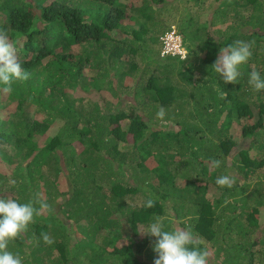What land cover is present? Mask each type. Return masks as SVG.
<instances>
[{
    "label": "trees",
    "instance_id": "trees-1",
    "mask_svg": "<svg viewBox=\"0 0 264 264\" xmlns=\"http://www.w3.org/2000/svg\"><path fill=\"white\" fill-rule=\"evenodd\" d=\"M172 2L0 0V28L30 73L0 92V196L50 206L9 242L22 264H152L140 232L167 210L202 248L230 252L217 248L223 264H264V190L215 183L264 166L250 152L264 150V90L249 84L251 71L264 77V0H213L211 16L182 17L185 59L154 48ZM236 40L252 55L225 84L212 65Z\"/></svg>",
    "mask_w": 264,
    "mask_h": 264
},
{
    "label": "clouds",
    "instance_id": "clouds-1",
    "mask_svg": "<svg viewBox=\"0 0 264 264\" xmlns=\"http://www.w3.org/2000/svg\"><path fill=\"white\" fill-rule=\"evenodd\" d=\"M251 55L250 42L236 40L233 44L220 48L212 68L225 84H235L241 75L240 66L246 63ZM29 78L30 73L22 66L8 29L0 28V92L10 94L14 82L27 81ZM249 84L256 91L264 90V77L257 71H251ZM221 95L226 98L228 94L222 91ZM164 115L165 110L161 108L157 117L163 118ZM209 163L213 169L221 165L218 159H211ZM9 183L15 185L16 181L10 180ZM215 183L220 187H232L236 178L231 174L221 175L216 178ZM155 203V198L149 194L143 206L150 209ZM36 204H39V208ZM49 207L45 200L39 199L38 194L27 203H21L11 196H0V264H22L20 255L8 250L9 242L26 236L34 217ZM165 219L162 216L155 217L154 221L140 232L152 240V251L155 253L152 264H210L209 251L201 247L194 231L180 227L178 223L173 230H166ZM42 239L46 244L54 242L48 234H42Z\"/></svg>",
    "mask_w": 264,
    "mask_h": 264
},
{
    "label": "rangeland",
    "instance_id": "rangeland-1",
    "mask_svg": "<svg viewBox=\"0 0 264 264\" xmlns=\"http://www.w3.org/2000/svg\"><path fill=\"white\" fill-rule=\"evenodd\" d=\"M210 1H213V0H196V1L190 0V2H188V3H185V0H173L172 4H175V6L169 5V9H166L167 11L164 10L166 15L164 16V14H162L163 17H161L159 19L161 22H164V23L162 24L163 26L160 25L159 28H162L161 29L162 33L171 27H174L179 32V31H181L182 28L183 29L185 28V24L182 21V19L184 17H189V15H191V16L193 15L194 18H196L200 12H203L204 17L211 16V14H209V12L211 11L212 8L211 7L207 8V5L210 4ZM198 2L200 4H205V5L202 7V6H200V4ZM186 4L188 5V7ZM187 8H189L190 11H188ZM218 27L224 28L225 26L222 22L221 23L219 22ZM210 29L214 30L211 27H210ZM187 35L189 36L190 34H187ZM159 47L161 48L159 43H157V45H154V48H156L157 50L159 49ZM159 126L160 125H158V127ZM233 129H234V124H233ZM261 131H264V128H262ZM250 152L253 155L259 152L258 156H261L264 154V150L258 151V150L252 149ZM228 160L231 163V159H228ZM231 175L235 176L236 181H237V178H240L241 181H244L245 185H248V187L251 186L245 192H249V190L252 189V187H254L258 183L260 184L259 187H261L264 190V166L262 167V169L257 170L254 174H250L251 176L249 175L248 177H244L240 173H237V172H236V174H235V172H232ZM239 209H240L239 207H236V209H233L234 214L239 213ZM167 211L166 212L169 215H165L164 217L171 218L173 220L172 223H174L175 225L178 223L179 226L183 227V228H189L190 227V224L186 218H185L186 220H184L185 223L182 224L181 221H177L175 218L171 217L172 216L171 210H167ZM230 217L234 218L233 215H230ZM258 219H260L259 223H258V225L260 227L256 226L254 228L255 229V231H254L255 236H257L259 234V232L261 230V226H264V216L261 214ZM175 225H174V227H175ZM200 241L203 244L205 243L203 240H200ZM219 246H221V248H220L221 256H222V254H231L230 252L224 251L222 249V245H219V244L217 246L215 245L213 248H209L208 246H206V249L209 251V254H210V264H223L221 262L220 255L218 256L217 248ZM232 254H234V252Z\"/></svg>",
    "mask_w": 264,
    "mask_h": 264
},
{
    "label": "built area",
    "instance_id": "built-area-1",
    "mask_svg": "<svg viewBox=\"0 0 264 264\" xmlns=\"http://www.w3.org/2000/svg\"><path fill=\"white\" fill-rule=\"evenodd\" d=\"M160 54L177 56L180 59H185L188 55L186 48L182 45V39L178 31L171 27L164 31L159 37Z\"/></svg>",
    "mask_w": 264,
    "mask_h": 264
}]
</instances>
